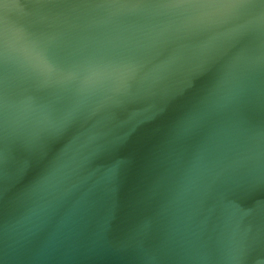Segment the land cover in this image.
I'll use <instances>...</instances> for the list:
<instances>
[{
  "label": "water",
  "instance_id": "water-1",
  "mask_svg": "<svg viewBox=\"0 0 264 264\" xmlns=\"http://www.w3.org/2000/svg\"><path fill=\"white\" fill-rule=\"evenodd\" d=\"M0 264H264V0H0Z\"/></svg>",
  "mask_w": 264,
  "mask_h": 264
}]
</instances>
